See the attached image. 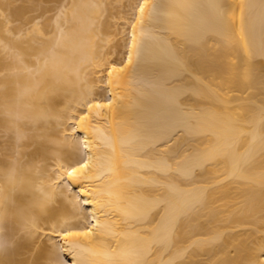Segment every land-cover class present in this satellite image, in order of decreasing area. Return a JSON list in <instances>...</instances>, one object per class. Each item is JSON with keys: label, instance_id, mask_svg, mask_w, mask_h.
<instances>
[{"label": "bare ground", "instance_id": "obj_1", "mask_svg": "<svg viewBox=\"0 0 264 264\" xmlns=\"http://www.w3.org/2000/svg\"><path fill=\"white\" fill-rule=\"evenodd\" d=\"M14 99L58 197L0 264H264V0H0Z\"/></svg>", "mask_w": 264, "mask_h": 264}, {"label": "clouds", "instance_id": "obj_2", "mask_svg": "<svg viewBox=\"0 0 264 264\" xmlns=\"http://www.w3.org/2000/svg\"><path fill=\"white\" fill-rule=\"evenodd\" d=\"M15 104L14 99L10 104L0 107V116L8 120V129L3 134V138L11 134L14 140L9 167H0V234L4 231V224L12 219L19 220L21 213L39 219L55 204L58 197L52 186L45 185L43 192L38 190L37 185L43 184V180L32 175V169L42 162L25 163L23 144L31 137V133L25 127L22 117L14 112ZM17 193H27L30 199L23 206H17L14 200ZM3 249L4 247H0V251Z\"/></svg>", "mask_w": 264, "mask_h": 264}, {"label": "snow or ice", "instance_id": "obj_3", "mask_svg": "<svg viewBox=\"0 0 264 264\" xmlns=\"http://www.w3.org/2000/svg\"><path fill=\"white\" fill-rule=\"evenodd\" d=\"M92 107H110V104H95V105H89V108H92ZM88 165L87 163H83L81 164L80 168H76V169H73V172H77V171H81L82 169L84 168H87ZM80 235H87V233H81V232H68L65 234V238L67 239L68 237H72V236H80Z\"/></svg>", "mask_w": 264, "mask_h": 264}]
</instances>
